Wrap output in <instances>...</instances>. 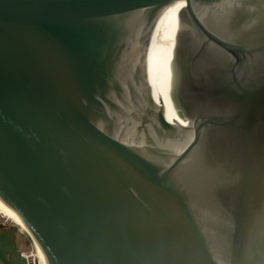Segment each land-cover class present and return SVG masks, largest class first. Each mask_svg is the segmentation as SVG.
<instances>
[{"label":"water","instance_id":"1","mask_svg":"<svg viewBox=\"0 0 264 264\" xmlns=\"http://www.w3.org/2000/svg\"><path fill=\"white\" fill-rule=\"evenodd\" d=\"M0 200L46 264H264V0H0Z\"/></svg>","mask_w":264,"mask_h":264},{"label":"crops","instance_id":"2","mask_svg":"<svg viewBox=\"0 0 264 264\" xmlns=\"http://www.w3.org/2000/svg\"><path fill=\"white\" fill-rule=\"evenodd\" d=\"M20 235L25 234L12 223L9 226H0V264H30L27 258L22 257V253L30 254L34 248L30 240L21 239ZM20 244L24 248H20Z\"/></svg>","mask_w":264,"mask_h":264},{"label":"built area","instance_id":"3","mask_svg":"<svg viewBox=\"0 0 264 264\" xmlns=\"http://www.w3.org/2000/svg\"><path fill=\"white\" fill-rule=\"evenodd\" d=\"M10 223H12L13 225H15L18 230L22 233L27 235L26 231L19 226L17 223H15L13 220H9V218L5 217L1 212H0V226H9ZM32 245L34 247V251L31 252L30 254H25L22 253V257L23 258H27L30 261V264H42L38 258V254H37V247L35 245L34 242H32Z\"/></svg>","mask_w":264,"mask_h":264},{"label":"bare ground","instance_id":"4","mask_svg":"<svg viewBox=\"0 0 264 264\" xmlns=\"http://www.w3.org/2000/svg\"><path fill=\"white\" fill-rule=\"evenodd\" d=\"M0 212L7 218L13 220L15 223H17L19 226H21L27 233V228L20 222V217L18 214H16L12 209L7 207L1 200H0ZM29 234V233H28ZM37 254L40 262L42 264H46L44 255L40 249L39 246H37Z\"/></svg>","mask_w":264,"mask_h":264},{"label":"rangeland","instance_id":"5","mask_svg":"<svg viewBox=\"0 0 264 264\" xmlns=\"http://www.w3.org/2000/svg\"><path fill=\"white\" fill-rule=\"evenodd\" d=\"M20 237H21V239H24V240H26V241L31 239L28 235H20ZM29 238H30V239H29ZM31 242H32V240H31ZM25 246H29V245H26V244H25ZM20 248H24V246L20 244ZM30 248H31V247H30ZM32 248H33V247H32ZM32 248H31V249H32Z\"/></svg>","mask_w":264,"mask_h":264},{"label":"clouds","instance_id":"6","mask_svg":"<svg viewBox=\"0 0 264 264\" xmlns=\"http://www.w3.org/2000/svg\"><path fill=\"white\" fill-rule=\"evenodd\" d=\"M26 233H27V232H26ZM27 235L29 236V234H28V233H27ZM29 237H30V236H29ZM30 238H31V237H30ZM30 238H29V239H30ZM31 240H32V239H30V242H31ZM32 242H33V241H32ZM32 242H31V244H32ZM32 247H33V245H32ZM36 247H37V246H36ZM33 248H34V247H33Z\"/></svg>","mask_w":264,"mask_h":264}]
</instances>
